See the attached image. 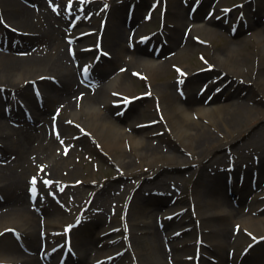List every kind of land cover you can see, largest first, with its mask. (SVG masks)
<instances>
[{
    "label": "bare ground",
    "instance_id": "6f19581e",
    "mask_svg": "<svg viewBox=\"0 0 264 264\" xmlns=\"http://www.w3.org/2000/svg\"><path fill=\"white\" fill-rule=\"evenodd\" d=\"M223 1H220V5ZM28 2L41 9V15H37ZM171 3L170 14L173 13L171 20L175 28L171 31L168 48L176 53L164 60L155 58L146 46H138L134 51L126 49L124 44L127 36L125 28L119 25L120 13L112 12L106 30L119 28V33L115 42L111 43L113 58L109 61V68L104 67L98 72L103 86L100 89L97 87L95 91L90 86L79 84L78 76L81 75L82 67L78 75L77 60L86 53L98 51L99 42L108 47L110 41L107 33L104 37L88 28L76 30L74 35L79 34L84 42L80 51V46L65 43L62 29L67 25L63 16L71 20L72 26L79 23L98 27L97 3L85 7L76 4L72 13L61 11L63 16L59 17L49 9L45 0H0V27L9 25L22 33L19 35L5 28L9 32L0 44L5 48L6 40H9L10 44L18 43L19 50L15 51H29L26 56H17L15 52L6 53L5 49L0 51V87L25 96L23 102L17 100L15 95L6 98L0 94V158L10 155L9 163H0V263L53 264L48 248L63 246V242L53 244L56 237L61 232L65 233L67 226L74 228V223L63 224L66 220L64 212L54 203L60 201V195L51 194L47 196L46 202L36 198L35 203H31L25 183L26 174L37 163L43 165L44 162L48 164L45 171L48 179L61 182L60 170L68 164L62 162L56 153L63 141L71 139L75 127L78 131L90 134L99 143L119 173L139 177L138 170L146 167L151 169L149 174L153 179L147 178L141 183L139 194L163 185L172 186L173 182L163 176L183 171V168L195 181L186 191L189 201L185 197H176L178 201L175 206H170L172 202L169 198L151 197L150 194L149 198H144L145 201L141 200L142 203L133 202L129 211H126L129 201L127 194L133 187L120 174L116 181L118 183H114L120 195L110 196L108 188L114 184L92 188L89 194L93 201L87 204L85 213H88L96 228L86 230L75 244L78 256L74 264H108L105 262L115 252H110L113 249L110 239L113 237L105 235L114 227H121L122 232L118 236L125 234L127 226L132 246L126 253L131 258L126 255L123 257L125 264H167L169 255L173 256L176 264H187L186 256H193L189 258L190 264H193L199 236L204 242L201 253L203 264H213L205 259L206 256L218 258V264H238L243 252L230 258L227 249L237 247L242 241L246 242L244 248L258 242L261 253L248 254L241 264H264V212L261 210L264 205V149L260 155L262 170L258 176L257 189L252 186L254 171L243 170L242 176L237 171L234 201L226 194L228 174L214 169L216 157L217 160L225 161L229 152L235 151L248 138L253 140L256 134L264 132V22L259 20L254 24L252 36L257 40V48L254 51L250 45L251 53L247 51L248 37L240 38L236 34L235 39L230 38L227 35L229 31L221 23L201 14L202 7L194 20L190 21L187 10L181 4L174 0ZM55 12L60 14L58 10ZM102 13L99 16L105 14ZM74 15H82L83 18L77 22ZM39 18H44V22L39 21ZM99 27L102 30L104 23L100 21ZM185 33L188 34L187 38ZM96 36H99V41ZM221 36L230 41L222 48L215 43ZM201 43L213 44L215 49L214 55L208 52L213 62L200 68L199 74L202 75H194L185 82L180 74L178 78L158 85L159 79L169 72L168 65L171 62L177 59L184 66L192 52L198 49L206 51ZM35 45H43L42 51H33ZM7 49L13 50L12 45ZM120 62L126 63L124 70L115 79H110V71ZM211 66L216 69L213 72L224 74L232 84L226 92L208 97L209 103L204 104L206 96L200 97L195 87L210 76L211 73L206 72H211L207 70ZM184 67V70L195 71L188 63ZM143 73L149 77L150 85H146L142 94L144 98L137 102L142 106L137 117L145 114L150 119L137 122L138 118H126L119 112L131 99L138 98L139 95H133L136 85L132 78L141 77ZM31 83H40L44 97L57 109L50 106L43 108V111L36 112L34 126L17 129L11 120L20 117L24 105L32 102L27 97L32 90ZM145 84L140 82V85ZM183 89L186 92L185 99L181 98ZM213 89L211 85L209 91ZM5 102L9 105L13 103L15 108H7ZM61 109L69 111L71 116L63 118V111L59 116ZM50 117L53 130L48 128ZM44 120H48V123ZM164 143L169 147L167 152L161 148ZM260 148L256 146V149ZM194 163L198 164L197 168H192ZM78 170L80 168L75 165L72 172ZM62 173L68 174L65 169ZM242 181L244 184L240 187ZM88 182L101 184L97 179ZM248 194L253 196L249 203ZM107 200L118 205V213L113 218L108 216ZM121 202H124V210L119 208ZM185 202L190 205L188 211L191 217L194 212L197 214L191 222L196 227L192 232L182 231L178 234L190 224L183 217L172 219L171 222H165L164 217L179 211L177 206ZM96 204H101L103 208L100 215L92 214ZM166 207H169L170 212L162 211ZM158 218L163 225L157 224ZM197 222L201 223L200 227ZM111 223L114 224L110 226ZM235 227L240 229L239 233L234 232ZM12 229L30 240L29 253L20 256L22 261L9 256L10 252L15 251V234L9 233ZM246 232L250 235H246ZM43 242L48 245L44 251ZM117 261L114 257L111 264Z\"/></svg>",
    "mask_w": 264,
    "mask_h": 264
},
{
    "label": "rangeland",
    "instance_id": "374dc122",
    "mask_svg": "<svg viewBox=\"0 0 264 264\" xmlns=\"http://www.w3.org/2000/svg\"><path fill=\"white\" fill-rule=\"evenodd\" d=\"M56 3H60V4H65L68 5L73 2H78V1H83V0H54ZM97 3V7L98 9H110L112 8V12H116V13H120L119 14V22L121 23L126 15V12L128 10V7L131 4H134L135 2L139 1V5L137 7L136 10V14L137 15V19H136V25H139L141 31L143 33L146 34H152L155 31H161L163 29V23L162 19H161V10H163V7L167 6V3L165 0H91ZM175 2H178L180 4L181 0H174ZM250 1V5L248 6V8L246 9L247 11V18L248 20H252V22H255V17H253L254 15H251V10L253 9L254 12V8H258L257 5L254 6V2H259L264 5V0H225L224 4L225 5H234L237 4L239 2H248ZM172 4V3H171ZM223 4V5H224ZM109 5V6H108ZM118 7V8H117ZM122 7V8H121ZM207 7L206 6V10L202 11V15L204 16L205 12L207 11ZM168 8L170 10L171 7L168 5ZM261 10L259 9V12L256 13V17H260L259 19L264 20V7H260ZM153 11V13H151ZM149 14L150 18H147V14ZM148 16V17H149ZM168 17V21H166L165 23H168V25L170 26L169 29L173 30L172 27H175V23L171 20V18L173 17V13L170 14ZM144 18L146 19V22L144 20ZM144 20V23H143ZM234 20H235V15H234ZM224 25V21H221ZM99 23V20H98ZM226 26V25H225ZM227 27V26H226ZM242 29L247 28V24L246 22H244L243 24H241L240 26ZM228 30L229 28H233L234 30L236 29V26H228L227 27ZM184 30V29H183ZM182 30V33H183ZM1 33H3L2 30H0ZM247 32H243V36H247L250 35L252 32L250 30H247ZM250 32V33H249ZM249 33V34H247ZM234 37L232 36V39ZM251 38V37H250ZM230 41H228V39L226 37H219V39L215 42L217 44L218 47H225L226 45L229 44ZM111 43L109 42V45ZM256 44H257V40L256 38H251L248 42V48L247 51L253 53V51L250 50V45H252L253 50L256 51ZM39 46V45H37ZM35 46V47H37ZM125 47H127V43L124 44ZM203 46V45H202ZM203 48L206 49V51H201V50H196L195 52H192L190 54V58L185 62L188 63L191 68L193 70H197L200 69L202 67L205 66V63H209V62H213L210 58L212 57V55H214V46L213 44H209L208 46H203ZM40 49V48H39ZM38 49V51H39ZM211 52L212 55H210L208 52ZM167 53V52H165ZM170 53L172 52V49H170ZM168 52V54H170ZM167 54V55H168ZM164 56V55H163ZM162 56V57H163ZM206 61V62H204ZM126 63L125 62H120V63H116V70L111 71L109 76H112L114 78V74L113 73H118L119 74V68L122 66L124 67ZM184 64V66H185ZM182 66L181 64H179L178 60L176 59L175 61L171 62L168 66V73L164 74L161 79H159V83L158 85H161L165 83V81L169 80V79H175L177 78V74H175V66ZM182 66V67H184ZM170 71L172 74H170ZM219 72H217L216 74H214L213 76L218 75ZM212 76V78H213ZM131 77V75H130ZM116 78V76H115ZM135 85H136V90L133 92V95L135 94H140V93H144L146 85H140L138 83L137 78H132ZM200 84H197L195 89L197 90L199 88ZM33 93V91L31 90L30 94ZM29 95V93L27 94ZM31 96V95H30ZM19 97V95H18ZM32 98V97H31ZM32 102L34 104V100L32 98ZM49 104V102H47ZM36 104V101H35ZM52 107V106H51ZM54 107V106H53ZM142 108V106H140L139 103H136L135 105H133V107L130 109L129 112L126 113V118L127 117H133L134 119L138 118V114L140 109ZM143 113V112H142ZM63 118H68V115H70L69 111L64 110L63 113ZM155 117V116H154ZM150 118H148L145 114H142L141 117H139L137 119V122H145L147 120H149ZM171 131V130H170ZM166 132L170 133L169 130ZM143 133V132H142ZM72 137L75 138V140H65L63 143L60 144V148L57 151V155L58 157H60L62 159V162H67L68 165H66V167H63V169L60 170V174L59 176L61 177V179L59 180H65L67 182H73L75 183L76 181L82 180L84 183L80 184L78 186H70L68 187L65 191H63L62 194V198L65 200L66 203L62 202L61 204L64 205L65 207L62 208V211L64 212V215L66 217V220L63 221V224L71 222L75 219V217H77L79 215V212L81 210V208H83V205H85V201L88 200L90 198V194L89 191L92 188L97 187V185L90 184L88 182V180L90 179H97L99 182H101L100 186H104V184H109L112 185L117 181L118 179V175L120 174L121 176H123L125 178V181L128 183V185H130L131 187H133V190H135L137 188V186L139 185L140 182L144 181L145 179L148 178L149 176V172L151 171V169L149 167H146L145 169H140L138 170L137 173H140L139 177H134L135 174H131L128 175L126 173H119V169L115 166L114 163H112V161L109 160V158L106 156L105 152L101 149L99 143L93 139L90 135H86L85 133L81 132L80 130L78 131L75 127H73L72 129V133H71ZM156 143H158V141H155ZM256 146H260V147H264V132L262 134H256L254 136V139H250L248 138L241 146H239L237 149V153H239V156L245 160V162L251 161V159H249L250 156H252V150L256 148ZM163 149L164 152L168 151V146L167 143H164V145H162L161 147ZM259 151V150H257ZM260 152V151H259ZM254 154H256L254 152ZM10 155H7L6 157H3L0 159V162H8L10 157ZM221 163V162H220ZM37 166H34L33 169H31L30 172H28V174H26V183H25V191L27 190V186L28 184L31 185L30 187L32 189H36L39 188L40 190L45 189L47 187V183H44L42 180V177H45V173L42 174V168L40 163H37ZM219 164V163H218ZM216 163V166L218 165ZM247 164V163H246ZM45 166H47L48 164H46L44 162ZM78 166L80 168V170H78L77 172H72L73 167L74 166ZM42 166V167H45ZM197 164H195L194 167H196ZM25 168V172H26ZM66 170L68 174H63V170ZM72 169V170H71ZM150 169V170H147ZM166 176H164L166 179L172 181V179L174 178H178L181 180V183L185 182V185L190 184V182L195 181L194 178H192L188 172L184 171V172H170L165 174ZM33 180H35V183H33ZM118 183V182H116ZM116 184H114V188H108L110 189V196L111 197H115L116 195H120V191L115 188ZM167 189H170V187L167 185L166 186ZM61 185L57 184L54 186V188L51 190L52 192H61ZM124 189H126L124 187ZM128 189V188H127ZM172 189V188H171ZM189 187L186 189L188 190ZM125 191V190H124ZM129 191V190H128ZM42 192V191H39ZM144 197L145 195L143 193H141V195H138V197ZM137 197V198H138ZM63 200V201H64ZM108 201V202H107ZM105 202L106 206H108V214L109 212H112L113 214V209L114 203L112 202V200H107ZM100 205V204H99ZM186 206L185 204L181 205V207ZM99 207V206H98ZM121 207V206H120ZM117 208V207H116ZM164 212V211H163ZM118 213V212H117ZM120 215V212H119ZM138 218V217H137ZM136 218V219H137ZM191 215L189 216V214L187 216H185V220L189 221L188 223H190V225H188L189 229H193L195 227L194 223H191L193 221V219L191 220ZM191 220V222H190ZM137 221H139L137 219ZM172 231V230H171ZM76 233V232H75ZM76 236V235H75ZM78 237V236H77ZM77 237L75 238V240H77ZM184 237H186L184 235ZM15 243V251L10 252V256L14 257L17 256V250H19V245L17 244V242L14 240ZM246 242L244 243V241H242L236 248H234V253L235 254H239L240 251L244 248ZM142 245H145V242H142ZM113 249L111 250V253H117L120 252L122 250V244L118 245V244H114ZM229 251V250H227ZM259 253L261 252L260 248L257 247L255 248L251 254L253 253ZM114 253V254H115ZM126 257H130V254H127ZM125 258L120 257L118 258V261L113 263V264H125Z\"/></svg>",
    "mask_w": 264,
    "mask_h": 264
},
{
    "label": "snow or ice",
    "instance_id": "6c2138e0",
    "mask_svg": "<svg viewBox=\"0 0 264 264\" xmlns=\"http://www.w3.org/2000/svg\"><path fill=\"white\" fill-rule=\"evenodd\" d=\"M33 183H35V180H33Z\"/></svg>",
    "mask_w": 264,
    "mask_h": 264
}]
</instances>
